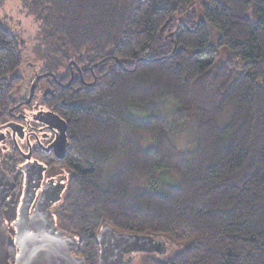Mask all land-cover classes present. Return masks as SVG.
I'll return each instance as SVG.
<instances>
[{"label":"trees","instance_id":"16d2710c","mask_svg":"<svg viewBox=\"0 0 264 264\" xmlns=\"http://www.w3.org/2000/svg\"><path fill=\"white\" fill-rule=\"evenodd\" d=\"M21 2L39 32L31 48L0 14V118L56 76L40 94L68 125L76 255L98 264L109 226L166 244L141 264H264V0Z\"/></svg>","mask_w":264,"mask_h":264},{"label":"flooded vegetation","instance_id":"af4514ba","mask_svg":"<svg viewBox=\"0 0 264 264\" xmlns=\"http://www.w3.org/2000/svg\"><path fill=\"white\" fill-rule=\"evenodd\" d=\"M44 79L36 84L29 104L32 83L0 118V168L7 175L0 173V226L9 236L10 264H17L24 243H34L35 224L46 226L45 222L54 220L62 229L56 210L68 196L73 176L63 165L70 149L68 125L45 104L47 91L40 94ZM63 134L64 157L59 159Z\"/></svg>","mask_w":264,"mask_h":264},{"label":"water","instance_id":"95a60500","mask_svg":"<svg viewBox=\"0 0 264 264\" xmlns=\"http://www.w3.org/2000/svg\"><path fill=\"white\" fill-rule=\"evenodd\" d=\"M46 77L56 80L54 74L37 75L32 82L27 104L31 102L34 96L36 84ZM64 141L63 134L59 143L61 153L57 151L59 159L64 157ZM0 173L7 178L1 168ZM23 216L26 221L27 209ZM45 224L46 226L37 223L32 227L34 243H24L17 264H85L83 259L75 253L79 246L78 238L58 228L54 220L45 222ZM97 242L99 244L98 264H132L135 261L132 256L133 253L165 255L167 251L166 244L160 240L136 234H124L109 226L101 228ZM9 250L10 243L7 230L0 226V264H10Z\"/></svg>","mask_w":264,"mask_h":264},{"label":"rangeland","instance_id":"374dc122","mask_svg":"<svg viewBox=\"0 0 264 264\" xmlns=\"http://www.w3.org/2000/svg\"><path fill=\"white\" fill-rule=\"evenodd\" d=\"M21 0H0V14L2 15V20L9 27L14 30L16 36H20L23 40L29 42V46L34 48L33 38L37 36L39 32V26L34 18L29 15L26 9L23 8V3ZM39 48V47H38ZM51 78V77H50ZM56 78V76H55ZM54 80L53 78H51ZM55 82L57 81L54 80ZM194 134V126H188L184 131L182 145L186 146L188 142H192ZM148 253L136 252L133 253L134 262L132 264H141V259ZM150 254V253H149Z\"/></svg>","mask_w":264,"mask_h":264}]
</instances>
